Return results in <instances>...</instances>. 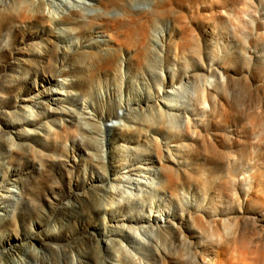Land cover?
Returning <instances> with one entry per match:
<instances>
[{
    "label": "bare ground",
    "instance_id": "1",
    "mask_svg": "<svg viewBox=\"0 0 264 264\" xmlns=\"http://www.w3.org/2000/svg\"><path fill=\"white\" fill-rule=\"evenodd\" d=\"M49 4L0 0V25L14 17L35 27L54 25L60 36L47 33L33 47L29 68L62 75L67 87L58 94L68 89L81 96L94 117L76 109L58 112L39 100L22 110L72 117L69 124L59 117L45 122L37 135L60 136L64 143L80 138L95 151L99 140L93 138L105 132L100 121L118 122L106 140L113 163L100 167L119 171L117 182L87 199L76 195V203L51 217L55 226L140 198L159 215H120L114 219L118 231L94 226L83 250H74L82 242L53 249L49 228L13 245L0 241V264H58L57 253L62 264H264V0ZM59 56L70 69L58 65ZM28 122L34 124L18 121ZM0 137L3 150L9 140L1 130ZM18 145L8 150L30 149ZM156 194L163 197L157 203ZM28 243L18 252L17 244Z\"/></svg>",
    "mask_w": 264,
    "mask_h": 264
},
{
    "label": "rangeland",
    "instance_id": "2",
    "mask_svg": "<svg viewBox=\"0 0 264 264\" xmlns=\"http://www.w3.org/2000/svg\"><path fill=\"white\" fill-rule=\"evenodd\" d=\"M48 1L52 5L58 3V0ZM49 6L46 7L45 13L50 12ZM47 33L60 36V31L54 25L35 27L31 22L22 23L15 17L11 23L0 25V130L1 136L9 140V143L2 146L3 150L0 148V151L5 153L1 155L0 152V194L5 195L0 198V241H9L10 245H13L18 239L20 241L28 236L35 237L49 228L48 242L53 245V249L60 244L66 245L70 242L77 245L82 242L74 250H83L87 247L89 240L84 235L89 234L92 227L96 226L104 232L113 229L118 231L120 229L116 228L114 220L116 217L124 214L147 216L155 210L150 211L149 203L142 205L140 198V201L123 203L124 205L121 206L114 203L113 208L106 211L90 209L87 214L67 222L66 228L63 229L55 226L56 222L51 217H54L53 215L60 207L76 203L73 200L76 195L87 199L92 194H102L105 187L117 182L116 176L119 171L107 168L105 171L100 167L113 163L109 154L110 146L106 140L110 139L111 134L118 128V122L115 118L100 121L101 128L105 132L93 138L99 140L97 144L99 151L93 150L88 142L81 141L80 138H73V140L70 138L64 143L60 136L56 139L51 136L45 140L37 135L45 122L52 123L56 117H59L69 124L72 117L44 110L39 115L24 112L23 105L29 101L39 100L49 104L58 112L62 111V108L76 109L86 119L94 117L91 109L83 104L81 96L71 95L68 89V92L62 93L63 95L58 94L60 87H67L62 84V75L57 73L52 77L42 68L38 70L29 68L33 66V59H35L30 53L31 50L46 37ZM61 45L59 43V46ZM40 54L42 56V53ZM62 60L60 56L57 58L58 65L70 69L71 66L68 68L65 60L63 65L60 64ZM71 80L67 78V81ZM125 94L123 92V95ZM111 104L115 106L112 100ZM116 111L119 114L123 112L122 108H116ZM18 112L20 116H17ZM22 119H29L34 124L31 125L28 122L30 124L26 123L28 126L20 125L18 121ZM96 119L97 117L93 119L94 122ZM18 144L30 147L29 151L23 150L16 153L11 147L8 150V146L12 145L15 149L19 147ZM143 176L129 174V177L133 179H144ZM128 186L125 185L124 188ZM3 187H5L4 192L1 189ZM144 194L141 193L142 196ZM153 197V202L156 201V203L158 199L163 198L158 194ZM102 203L106 202L103 200ZM152 209H155V206ZM154 213L159 215V212ZM138 236H135V239ZM143 240L146 241V238ZM28 245L29 243L21 247L17 244L18 252L26 251ZM37 250L48 253L43 248H37ZM19 255L21 254L16 253L17 258L21 257ZM55 259L58 264H62L60 254L57 253Z\"/></svg>",
    "mask_w": 264,
    "mask_h": 264
}]
</instances>
